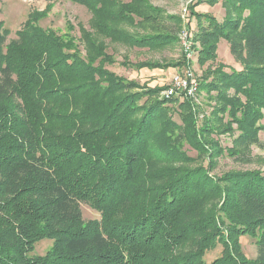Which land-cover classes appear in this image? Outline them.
Masks as SVG:
<instances>
[{"label":"trees","instance_id":"trees-1","mask_svg":"<svg viewBox=\"0 0 264 264\" xmlns=\"http://www.w3.org/2000/svg\"><path fill=\"white\" fill-rule=\"evenodd\" d=\"M72 1L101 34L141 48L172 44L181 30L180 17L149 0ZM200 3H220L224 15H193L198 60L212 62L224 39L241 66L218 64L213 79L199 80L215 101L200 125L194 99H157L156 86L132 91L142 85L108 70L106 46L86 33L83 56L28 22L9 39L0 21V264H264V173H210L224 151L210 136L235 124L228 153L239 158L260 144L264 0H195L191 12ZM80 203L99 218L84 221ZM244 235L255 238L254 258L240 248ZM44 238L51 245L33 254Z\"/></svg>","mask_w":264,"mask_h":264},{"label":"rangeland","instance_id":"rangeland-1","mask_svg":"<svg viewBox=\"0 0 264 264\" xmlns=\"http://www.w3.org/2000/svg\"><path fill=\"white\" fill-rule=\"evenodd\" d=\"M118 1L124 2L128 0ZM149 2L162 9L164 13L180 17L181 30H179V33L176 35L177 39L175 36L174 43L158 49H146L136 44H129L113 38L111 39L101 34L95 27L93 24L92 12L86 6L73 2L72 0H0V21H2L3 26L10 31L8 36L9 39H14L16 37L15 33L23 27L24 23L28 22L54 32L63 40L74 42L78 48L77 50L83 56L86 55L83 46V36L84 33H86L92 39L106 46V54L109 55L113 61V63L105 64L108 70L142 85V87L132 91L145 90V88L149 87L147 82L156 83L155 86L160 87L162 90L168 85L171 75L183 69H189L198 82L199 80L201 81L202 77L209 80L213 79L215 66L218 64L226 67V70L241 69L239 63L230 54L229 45L224 39L219 40L216 56L212 62L208 60L205 62L199 61L198 52L195 47H193L194 53L190 60L182 58L183 50L179 38L180 32H186L188 36L192 38L190 31L195 29V25H192V23H196V19L193 20L192 17L194 18L193 15L197 13L209 14L214 16L217 20L220 19L221 16L224 15V8L220 3L215 5H209L207 3L203 5V3H200L195 5L191 12V5L194 4L195 0H149ZM245 13L246 11L244 14ZM120 26L121 29L133 32L132 27L129 25L123 24ZM123 60L127 61L125 64L128 65H122ZM140 61L158 62L165 66H162V68H148L149 70L147 71L145 68L136 69L131 66L133 63H138ZM176 63H178V65L172 67V65ZM150 72H154L155 75L150 76V79L145 81L147 77L144 73L149 74ZM209 94L214 95V92L201 89L194 98L193 108L198 125L206 118L211 119L213 115L215 101L214 99L211 100ZM157 99H159V97ZM173 109L175 110L177 108L174 107ZM261 112H263V115L255 122L256 126H264V108H262ZM171 114L174 120L180 123L177 111ZM231 126L233 128V133L214 134L210 136L212 141H217L224 149L221 156H215L213 158L216 164L210 173L221 175L230 170H257L264 173V130H257L260 144L250 146L248 158H239L228 153L231 149H234L232 151H236V147H233V139L238 132L235 124ZM185 148L190 156L195 157L197 155V152L188 149L186 145ZM204 158L205 156L201 155L199 159L203 160ZM80 207L84 221L99 218V214L91 209L88 204L80 203ZM51 243V239L48 238L40 240L36 243L32 253L36 255L44 254ZM240 248L247 258H254L256 255L255 238L250 235L241 236ZM220 251L221 247L219 245L216 246L215 249L208 251L205 256L206 261L210 262L219 255Z\"/></svg>","mask_w":264,"mask_h":264},{"label":"built area","instance_id":"built-area-1","mask_svg":"<svg viewBox=\"0 0 264 264\" xmlns=\"http://www.w3.org/2000/svg\"><path fill=\"white\" fill-rule=\"evenodd\" d=\"M192 36V33L190 31ZM180 43L183 50V56L186 60H190L193 56V46L191 39L186 32H180ZM198 81L193 77L189 69L175 72L171 75L168 85L162 89L158 96L162 98H170L172 96H183L194 99L198 92Z\"/></svg>","mask_w":264,"mask_h":264},{"label":"crops","instance_id":"crops-1","mask_svg":"<svg viewBox=\"0 0 264 264\" xmlns=\"http://www.w3.org/2000/svg\"><path fill=\"white\" fill-rule=\"evenodd\" d=\"M203 5H204V3H203ZM199 6H202V5H199ZM222 17L223 16H221V18L220 19H218V20H221L222 19ZM193 20L195 19V18H192ZM193 22V21H192ZM192 25H195V23H192ZM142 69H144V68H142ZM145 70L147 71V70H149L148 68H145ZM161 70V69H160ZM145 71V72H146ZM151 71H153V70H151ZM144 72V71H143ZM144 75L147 77L146 79H145V81H148V79H150V76H154L155 74H154V72L153 73H144ZM161 83V82H160ZM155 84L156 83H151V82H147V85L149 86V87H154L155 86Z\"/></svg>","mask_w":264,"mask_h":264}]
</instances>
